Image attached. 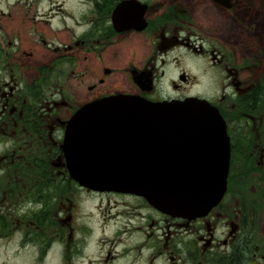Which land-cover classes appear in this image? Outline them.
<instances>
[{"label":"flooded vegetation","instance_id":"flooded-vegetation-1","mask_svg":"<svg viewBox=\"0 0 264 264\" xmlns=\"http://www.w3.org/2000/svg\"><path fill=\"white\" fill-rule=\"evenodd\" d=\"M262 87L264 0H0V264H264ZM114 94L218 110L229 172L206 214L73 177L68 121Z\"/></svg>","mask_w":264,"mask_h":264},{"label":"water","instance_id":"water-1","mask_svg":"<svg viewBox=\"0 0 264 264\" xmlns=\"http://www.w3.org/2000/svg\"><path fill=\"white\" fill-rule=\"evenodd\" d=\"M63 148L83 185L141 196L165 213L202 216L226 189L229 138L205 99L93 100L68 121Z\"/></svg>","mask_w":264,"mask_h":264},{"label":"trees","instance_id":"trees-1","mask_svg":"<svg viewBox=\"0 0 264 264\" xmlns=\"http://www.w3.org/2000/svg\"><path fill=\"white\" fill-rule=\"evenodd\" d=\"M245 12L246 14L251 17L254 21L256 19L260 20L259 18H257L256 12H255V6L252 2H248V4H246V8H245ZM252 97L254 98L255 102H261L264 105V87H262L261 90H255L252 93Z\"/></svg>","mask_w":264,"mask_h":264},{"label":"clouds","instance_id":"clouds-1","mask_svg":"<svg viewBox=\"0 0 264 264\" xmlns=\"http://www.w3.org/2000/svg\"><path fill=\"white\" fill-rule=\"evenodd\" d=\"M88 27H90V25H83L82 27H80L79 29H77V34L79 35L83 31H86ZM225 91L231 92L232 89H231V87H228ZM172 94L175 95V93H172ZM28 206L31 207V204H29ZM40 207H41V205H39V204L36 205V208L37 209L40 208Z\"/></svg>","mask_w":264,"mask_h":264},{"label":"rangeland","instance_id":"rangeland-1","mask_svg":"<svg viewBox=\"0 0 264 264\" xmlns=\"http://www.w3.org/2000/svg\"><path fill=\"white\" fill-rule=\"evenodd\" d=\"M184 57V56H183Z\"/></svg>","mask_w":264,"mask_h":264}]
</instances>
